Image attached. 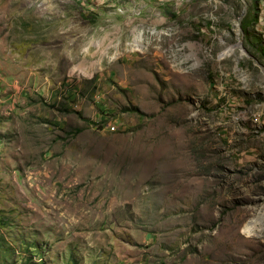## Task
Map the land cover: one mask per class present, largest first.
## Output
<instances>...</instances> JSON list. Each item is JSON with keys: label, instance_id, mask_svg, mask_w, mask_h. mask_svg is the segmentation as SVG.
<instances>
[{"label": "rangeland", "instance_id": "374dc122", "mask_svg": "<svg viewBox=\"0 0 264 264\" xmlns=\"http://www.w3.org/2000/svg\"><path fill=\"white\" fill-rule=\"evenodd\" d=\"M263 4L0 0V264H264Z\"/></svg>", "mask_w": 264, "mask_h": 264}, {"label": "built area", "instance_id": "2783aa9c", "mask_svg": "<svg viewBox=\"0 0 264 264\" xmlns=\"http://www.w3.org/2000/svg\"><path fill=\"white\" fill-rule=\"evenodd\" d=\"M261 23L263 24V28H264V4L263 7L261 8Z\"/></svg>", "mask_w": 264, "mask_h": 264}, {"label": "bare ground", "instance_id": "6f19581e", "mask_svg": "<svg viewBox=\"0 0 264 264\" xmlns=\"http://www.w3.org/2000/svg\"><path fill=\"white\" fill-rule=\"evenodd\" d=\"M141 37H142V35H140L139 36V39L137 40V43H136V45H135V49L136 50H140V40H141ZM142 48V47H141ZM141 51V50H140Z\"/></svg>", "mask_w": 264, "mask_h": 264}, {"label": "trees", "instance_id": "16d2710c", "mask_svg": "<svg viewBox=\"0 0 264 264\" xmlns=\"http://www.w3.org/2000/svg\"><path fill=\"white\" fill-rule=\"evenodd\" d=\"M261 51H262V54L264 55V47H262Z\"/></svg>", "mask_w": 264, "mask_h": 264}]
</instances>
